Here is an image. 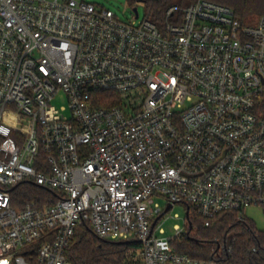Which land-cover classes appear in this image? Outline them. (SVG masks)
I'll return each mask as SVG.
<instances>
[{
    "label": "built area",
    "instance_id": "1",
    "mask_svg": "<svg viewBox=\"0 0 264 264\" xmlns=\"http://www.w3.org/2000/svg\"><path fill=\"white\" fill-rule=\"evenodd\" d=\"M130 1L123 20L101 0H0V264H70L83 222L138 241L126 264H218L172 242L191 217L264 207V14L195 0L153 19ZM25 181L60 195L13 207ZM177 203L183 225L156 236Z\"/></svg>",
    "mask_w": 264,
    "mask_h": 264
},
{
    "label": "trees",
    "instance_id": "2",
    "mask_svg": "<svg viewBox=\"0 0 264 264\" xmlns=\"http://www.w3.org/2000/svg\"><path fill=\"white\" fill-rule=\"evenodd\" d=\"M193 1L149 0L151 18H160L163 10L171 4L184 6ZM209 1L232 8L235 16L243 21L249 22L264 14V0ZM255 111L264 117V94L258 100ZM10 195L13 207L20 208L29 203L41 208L53 203L60 194L55 189L25 181L11 188ZM190 220L193 226L190 235L172 242L177 252L207 261L214 260L218 264H264V231L258 230L250 219H240L235 212H223L209 226H204L199 217H191ZM227 242L231 245V252L220 249ZM139 245L135 239L101 238L88 223L83 222L75 226L66 258L70 264H126L127 252Z\"/></svg>",
    "mask_w": 264,
    "mask_h": 264
},
{
    "label": "rangeland",
    "instance_id": "3",
    "mask_svg": "<svg viewBox=\"0 0 264 264\" xmlns=\"http://www.w3.org/2000/svg\"><path fill=\"white\" fill-rule=\"evenodd\" d=\"M101 1L106 7L111 8L119 18L123 20H127L128 18H130V13H129V8L131 4L130 0H101ZM143 9H144V4L139 3L138 11L140 16L143 15ZM52 103L57 107L60 106L66 107L67 100L65 94H63L62 92L57 93L55 97L52 99ZM155 201L158 202V204L161 207H164L165 199L163 197L157 196L155 197ZM185 212H186L185 204L177 203L173 205V207L168 211H166L157 222V226L160 225V227L163 229V233L158 232L156 228L154 234L159 237H166L171 235L173 232L174 224H178L180 226L183 225V218L185 216ZM175 214H177L178 217H175ZM244 214L248 219H250L254 223L255 227L258 230L264 231V207L248 206L244 209Z\"/></svg>",
    "mask_w": 264,
    "mask_h": 264
},
{
    "label": "water",
    "instance_id": "4",
    "mask_svg": "<svg viewBox=\"0 0 264 264\" xmlns=\"http://www.w3.org/2000/svg\"><path fill=\"white\" fill-rule=\"evenodd\" d=\"M169 208H170V205H168V206L166 207V209L164 210V212L167 211V210H169Z\"/></svg>",
    "mask_w": 264,
    "mask_h": 264
}]
</instances>
